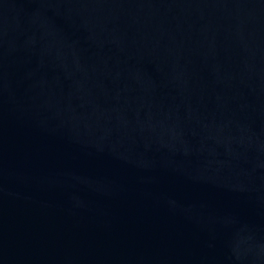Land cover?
<instances>
[{"label":"water","instance_id":"1","mask_svg":"<svg viewBox=\"0 0 264 264\" xmlns=\"http://www.w3.org/2000/svg\"><path fill=\"white\" fill-rule=\"evenodd\" d=\"M0 264H264V0H0Z\"/></svg>","mask_w":264,"mask_h":264}]
</instances>
